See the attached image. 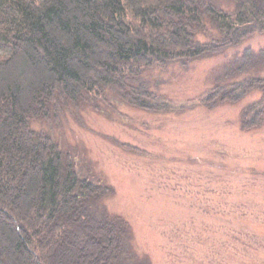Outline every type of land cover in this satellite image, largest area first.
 <instances>
[{
	"label": "trees",
	"instance_id": "1",
	"mask_svg": "<svg viewBox=\"0 0 264 264\" xmlns=\"http://www.w3.org/2000/svg\"><path fill=\"white\" fill-rule=\"evenodd\" d=\"M228 1L0 0V264H127L131 226L96 212L113 190L83 177L33 124L112 99L151 113L190 106L169 102L145 73L264 34V0ZM233 62L195 103L211 110L258 90L242 115L244 129H257L264 49Z\"/></svg>",
	"mask_w": 264,
	"mask_h": 264
},
{
	"label": "rangeland",
	"instance_id": "2",
	"mask_svg": "<svg viewBox=\"0 0 264 264\" xmlns=\"http://www.w3.org/2000/svg\"><path fill=\"white\" fill-rule=\"evenodd\" d=\"M247 49H264V34L147 71L169 102L191 104L183 110L151 113L112 99L33 124L70 153L83 177L113 190L96 212L131 226L127 264H264V124L246 130L242 122L262 94L211 110L195 103Z\"/></svg>",
	"mask_w": 264,
	"mask_h": 264
}]
</instances>
